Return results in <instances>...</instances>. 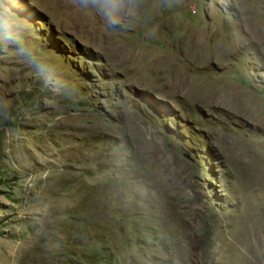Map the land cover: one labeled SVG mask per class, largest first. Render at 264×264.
<instances>
[{
  "label": "rangeland",
  "instance_id": "obj_1",
  "mask_svg": "<svg viewBox=\"0 0 264 264\" xmlns=\"http://www.w3.org/2000/svg\"><path fill=\"white\" fill-rule=\"evenodd\" d=\"M0 264H264V0H0Z\"/></svg>",
  "mask_w": 264,
  "mask_h": 264
},
{
  "label": "clouds",
  "instance_id": "obj_2",
  "mask_svg": "<svg viewBox=\"0 0 264 264\" xmlns=\"http://www.w3.org/2000/svg\"><path fill=\"white\" fill-rule=\"evenodd\" d=\"M116 3H117V0H112V3H107L106 0H104V4L106 7H113L114 8Z\"/></svg>",
  "mask_w": 264,
  "mask_h": 264
},
{
  "label": "bare ground",
  "instance_id": "obj_3",
  "mask_svg": "<svg viewBox=\"0 0 264 264\" xmlns=\"http://www.w3.org/2000/svg\"><path fill=\"white\" fill-rule=\"evenodd\" d=\"M261 34V33H260Z\"/></svg>",
  "mask_w": 264,
  "mask_h": 264
}]
</instances>
